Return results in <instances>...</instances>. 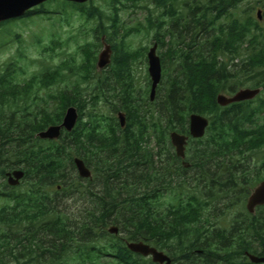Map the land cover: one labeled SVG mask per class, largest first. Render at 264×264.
<instances>
[{
    "label": "trees",
    "instance_id": "16d2710c",
    "mask_svg": "<svg viewBox=\"0 0 264 264\" xmlns=\"http://www.w3.org/2000/svg\"><path fill=\"white\" fill-rule=\"evenodd\" d=\"M50 1L79 7L87 17L98 18V34H106L109 41L112 38L103 26L107 15L92 2L88 5ZM242 1L155 0L156 14L150 12L146 27L156 28L152 29L157 31L156 40L162 46L166 44L159 35L165 27H170V36L176 37L174 28L178 27L181 36L189 32L190 38L186 43L181 38L177 45L181 72L169 80L166 93L163 96L160 93L163 100L155 111L142 110L139 106L132 73L137 57L125 41L126 36L139 32L140 28L124 25L118 7L114 6L113 15L109 16L113 23V66L99 79L98 92L93 98L102 96L108 100L107 91L118 97L120 105L115 109L127 112L126 125L120 128L122 132L117 130V126L122 127L120 122L101 126L96 113L91 122L80 128L86 104L85 100H78L80 93L75 89L80 84L67 85L51 95L57 107L50 108V101L39 106L35 99L39 98V89L67 77L61 76V68L23 82H14L10 70L2 74L0 173L6 177L7 171L20 168L25 171L24 178L34 181L37 189L60 185L63 191L71 192L69 196L77 195L75 201L80 196L91 200L71 212L61 207L56 197L37 195L33 190L22 192L18 185H8V200L0 204V264H112L104 261V256L112 257L115 264H147L141 254L128 248L127 241L110 234L107 226L111 223L119 224L127 232V240L145 241L159 249L163 246L181 249L189 242L186 248L192 249V253L186 252L180 258H194L196 264H262L252 262L245 251L255 253L247 240L259 238L262 242L259 255H264V206L258 207L254 214L236 219L237 228L229 231L209 229L210 219L204 213L208 202L200 194L188 198L180 194L176 202L166 206V212L159 211L160 197L172 188L173 172L179 167L170 158L171 148L166 145V138L172 130L187 132L191 113L203 114L210 120L205 135L190 142L189 152L196 169V166L205 168L213 160L218 161L219 167H239L237 160L245 157L244 153L264 148V117L259 119L264 113V98L258 96L227 106H221L216 99L222 90L236 91L234 85H229L231 80H236V84L255 80L256 86H264V29L251 14L244 19L233 14ZM127 2L125 7L141 5L143 1ZM257 4L264 9V0ZM35 10L40 11L33 8L25 16ZM222 18L232 20L224 26ZM215 25H218L216 31ZM120 29H124V36L119 40ZM200 35L203 44L198 43ZM172 44L170 50L176 55L178 50ZM83 49H87V57L76 69L83 81H87L94 77L96 57L91 45ZM236 58L241 59L240 63L230 69ZM70 105H77L80 111L75 128L64 131L59 139L40 138L37 133L60 123ZM153 136L160 146L157 151L149 147ZM164 149L169 156L162 161ZM76 156L83 158L88 166L95 161V169L104 183L99 192L93 191V177L82 178L79 173L68 172L69 164L76 168ZM260 165L259 174H263L264 159ZM247 169L242 168L240 175L230 172L229 176L233 175L230 182L245 185L250 177ZM70 175L73 177L69 180ZM244 177L245 181L237 182V178ZM183 181L190 180L183 178ZM240 191H246L245 196L249 192L245 187ZM0 194L5 195L3 191ZM197 249L200 253H193Z\"/></svg>",
    "mask_w": 264,
    "mask_h": 264
},
{
    "label": "rangeland",
    "instance_id": "374dc122",
    "mask_svg": "<svg viewBox=\"0 0 264 264\" xmlns=\"http://www.w3.org/2000/svg\"><path fill=\"white\" fill-rule=\"evenodd\" d=\"M122 1L124 4L114 2L113 0H91L90 2H92L94 6L99 7L104 12V15H107L104 18L103 26L107 28L108 33L112 37L111 39L114 37L111 30L113 23L109 16L113 15L114 6L118 7L120 21H124V25L137 26L140 28L139 32L133 30L134 32L126 36L125 41L128 44V47L135 51L137 57L132 64V73L134 86L137 90L136 93L137 99L139 100V106L142 110L155 111L162 103V96L166 93V89L169 86V80L173 77H177L181 72V59H179L178 46L181 42V38H183L182 40L184 43L190 41L189 35H187L189 32H185L182 35L184 37H182L179 33V28L175 27L176 37H173L168 33L170 27H165L159 33L161 41L163 39L166 42V44L162 46L161 42L156 40L157 31L152 30L156 28L146 27L147 16L150 12L154 15L156 14L157 4L155 3V0H142L143 2H141V5L131 7H125L127 0ZM90 2L85 3H88L89 5ZM127 3L130 4V2ZM257 3H260V0H244L237 4L236 8L233 9V14L241 19H244L248 14H251L253 19L258 20L259 27L264 29V9L260 8ZM252 6H255V8H252ZM34 9H40V11L35 10L36 12L30 15L9 19L0 23V79L6 70L11 71L14 82H23L34 75H41V73L61 68V76L67 75V77H64L63 79L60 78L57 82L39 89V98L35 99L40 107L44 101H50V108L57 107V104L52 102L50 96L59 92V89H63L67 85L73 86L75 84H80L79 88L75 89L80 93V99L78 100L81 102L83 99L86 102L80 120V128H83L87 122H91L94 113L99 116V123L103 127L108 126V123L110 122L119 123L118 112L124 111L126 116L127 112L122 109H115L116 105L117 107L120 105L117 96H114L111 91H107L108 100L102 96L95 100L93 98V95L98 92L99 79L106 76L111 70V66H113V61L104 69H100L97 66L98 55L104 48L102 37L105 36V40L110 44H113L114 42H111V39L109 41L106 34H98L100 20L96 17L89 18L79 7L65 5L62 1L48 0L43 3L42 7L36 6ZM259 9H261V18L258 17ZM231 20L232 19L222 18L223 25L228 26ZM217 26L218 25L214 26V31H216ZM209 31L212 32L210 29ZM123 33L124 29H120V32L117 34L119 40L124 36ZM200 33L203 34V31L201 30ZM203 36H198V43L203 44ZM154 43L158 44L157 53L162 60V79L157 88L156 97L152 101L150 99L151 77L148 70L149 62L147 54ZM171 44L176 45L175 48L178 50L176 55L172 49L170 50ZM85 45H91V48L95 49L94 56L96 57V67L93 74L94 77L87 81H83L84 79L81 78L80 72L76 69L77 65H81L87 57V49H83V46ZM114 54L115 52L113 51L112 60ZM240 61V58L234 59L229 68L232 69L234 64H239ZM236 83V80H231L229 83V85H234L236 91L245 87H262L258 96L264 98V86L261 84L256 86L255 80H251L250 82L244 81L241 84ZM160 85H162L161 92L159 89ZM1 89L3 88L0 84V90ZM234 92H230V88L227 91H221V93L227 95H232ZM160 93L162 96H160ZM258 96H256V98ZM140 98H142V101H140ZM6 109H8V107H6ZM30 117L32 119L34 118L32 114ZM262 117H264V113L261 114L259 119H262ZM120 128L124 127L117 126V130L122 132ZM167 144H170V135L166 138V145ZM149 147L154 151L159 150L160 146L157 144L155 136L151 138ZM105 154V152L102 153V155ZM244 155L245 157L242 155L243 158H241V160H237V163L240 165L239 167H219L217 164L218 161L213 160V162H209L205 168L196 166L198 168L196 169L194 167V171H190L188 174L184 175L185 177L180 176V173H175L172 188L166 189L164 194L160 197L161 205H159V211L166 212V206L170 203L176 202V198H179L180 194L183 198H188L191 194L197 196L200 194L208 202V206L205 208L204 213L205 216L208 215V218L210 219L209 229L211 231L214 229L229 231L233 227L234 229L237 228V226H234L235 220L244 218V215L246 217L248 216L246 203L249 194L253 188L264 179V173L259 174L260 164L264 159V148L253 150L251 152L247 151ZM167 156L166 149H164L161 154V160L164 161L168 159ZM191 156L193 157L192 154ZM70 166L71 165L69 164L68 167L71 170L68 172L70 174H78L77 168L73 169ZM243 166L248 167L249 170H247L250 171L248 182L245 183V185L230 182L231 177L233 176H229L230 172H233L234 175H240L242 173V168H244ZM89 167L93 173V182L91 183L92 186H95L93 191L99 192L104 183L100 172L95 169L96 166L94 160L90 162ZM72 177L73 175H70L69 180ZM259 177L261 179H259ZM183 178H189L190 181H183ZM215 180L219 182L215 183ZM245 180L246 177L237 178V182ZM250 181L251 183H249ZM0 183L3 192L5 193V195L0 194L1 204L8 200L6 194L9 193L7 178L1 173ZM33 183L35 182L30 178H22L18 186L22 192L33 190L37 195L43 194L44 196L47 194L51 197H56L58 201L61 202V207L66 208L71 212L77 211L79 206H82L83 208V206L89 204L91 200L89 197L80 196V199L75 201L77 198L75 196L77 195L69 196L71 192L63 191L61 187L57 188L56 185L52 187L42 186L37 189L36 185ZM85 183L89 184L87 182ZM242 187L248 188L249 190L246 196V191H240ZM111 225L120 226L119 224L111 223L107 226V230ZM240 232H242V230H240ZM234 233H236V235L239 234V232ZM114 235H116L117 238H120L121 241H129L127 240V232L122 229L121 226L119 228V233ZM105 242L106 239H103L102 243ZM247 242L249 243V246L256 250V254H260L262 250V242L259 238H252L251 240H247ZM188 243L183 244L181 249H172V252L171 249L166 246L168 252L165 251L174 258L173 264H196L193 262L194 258H180L182 254L192 250L186 248ZM140 256L145 263L155 264L151 257ZM103 260L115 264V260L110 256H104ZM241 260H245V258L241 257ZM247 261H249V259ZM69 263L71 262L69 261Z\"/></svg>",
    "mask_w": 264,
    "mask_h": 264
},
{
    "label": "water",
    "instance_id": "95a60500",
    "mask_svg": "<svg viewBox=\"0 0 264 264\" xmlns=\"http://www.w3.org/2000/svg\"><path fill=\"white\" fill-rule=\"evenodd\" d=\"M48 0H0V22L20 18L26 15V13L40 4H43ZM75 3H85L91 0H66ZM261 9L258 10V17L261 18ZM104 48L98 55L97 66L100 69H104L112 62L113 48L110 43L105 40V36L102 37ZM158 44L154 43L148 51V62H149V75L151 77V89L150 99L153 101L157 94V88L162 79V61L161 57L157 53ZM262 90V87H245L240 88L232 95L225 93H218L216 96L217 102L221 106H227L234 102H241L245 100H251L258 96ZM79 110L75 105L67 107L63 119L58 124H51L47 128L39 131L37 135L42 139H59L64 131H72L79 120ZM118 117L122 127L126 125V113L124 111L118 112ZM210 124V120L207 116L200 113H192L190 115V135L180 133L176 130L170 133L172 144L175 146L176 153L185 158L186 156V145L188 144L189 137L194 138L203 137ZM77 171L82 178H92V170L87 166L83 158L76 156L74 158ZM189 166L188 162L184 163ZM25 176L23 169H13L6 172L7 183L10 186L19 185L22 178ZM61 186L58 185V188ZM3 191L0 183V193ZM264 205V179L261 180L250 193L247 200V208L250 212H254L257 206ZM109 232L113 234L119 233L118 225H111ZM127 246L130 250L135 253L141 254L145 257H151L156 263L167 262L171 263L172 257L166 254L164 251L158 249L156 246L151 245L145 241H127ZM246 255L254 263H264V255H259L247 251Z\"/></svg>",
    "mask_w": 264,
    "mask_h": 264
},
{
    "label": "flooded vegetation",
    "instance_id": "af4514ba",
    "mask_svg": "<svg viewBox=\"0 0 264 264\" xmlns=\"http://www.w3.org/2000/svg\"><path fill=\"white\" fill-rule=\"evenodd\" d=\"M71 2V1H70ZM41 5V4H40ZM39 5V6H40ZM35 8V7H34ZM0 23H2V22H0ZM151 84H152V81H151ZM192 114V113H191ZM190 114V115H191ZM190 115H189V124H188V131L187 132H181V131H178V130H176V131H178V132H180V133H183V134H187V135H190ZM120 121V120H119ZM126 121H127V116H126ZM172 131H174V130H172ZM172 131H170L169 132V135H170V133L172 132ZM192 138H194V137H192V136H190L189 137V140H188V144L186 145V156H185V158H182V157H180L177 153H176V149H175V146L172 144V141H171V137H170V144H169V147L171 148V151H170V158L171 159H173V161H174V163H176V165L177 166H179L178 168H175L174 169V172L173 173H180V174H188L190 171H194V166H193V164H194V162H193V159H191V158H193L192 156H191V154H190V152H189V146H190V142H191V140H192ZM188 152H189V154H188ZM169 156V155H168ZM189 157V158H188ZM185 162H188L189 163V166H186L184 163ZM87 164V163H86ZM88 166V165H87ZM182 166V167H181ZM89 167V166H88ZM90 168V167H89ZM91 169V168H90ZM198 169V168H197ZM209 173V172H208ZM93 177V176H92ZM192 178V177H191ZM90 179H92L91 177H90ZM185 179H188L189 180V178H185ZM193 179V178H192ZM254 189V188H253ZM253 191V190H252ZM251 191V192H252ZM250 195V194H249ZM249 197V196H248ZM262 206H264V205H262ZM246 207H247V203H246ZM258 207H260V206H257L256 207V209H255V211L254 212H250L249 210H248V208H247V210H248V213H255L256 212V210H257V208ZM148 243V242H147ZM152 245V244H151ZM167 248H170V246H168ZM166 248V246H163V248H161L160 250H162V251H164L166 254H168L167 252V249ZM159 249V248H158ZM171 249V252H172V249L173 248H170ZM167 252H166V251ZM195 251V252H194ZM199 251H201V250H193V253H200ZM248 250H246L245 251V254H246V252H247ZM250 252V251H249ZM186 253V252H185ZM184 253V254H185ZM190 253H192V252H190ZM169 255V254H168ZM192 255H194V254H192ZM169 256H171V255H169ZM172 257V256H171ZM152 259V258H151ZM155 264H168L167 262H163V263H156V262H154ZM174 263V258L172 257V261H171V263L170 264H173Z\"/></svg>",
    "mask_w": 264,
    "mask_h": 264
}]
</instances>
